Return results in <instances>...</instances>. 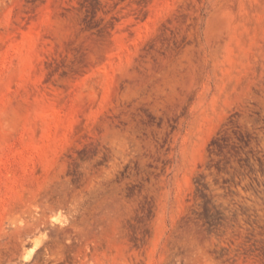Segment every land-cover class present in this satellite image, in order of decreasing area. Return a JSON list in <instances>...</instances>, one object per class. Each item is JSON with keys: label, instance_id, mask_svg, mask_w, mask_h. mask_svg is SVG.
<instances>
[{"label": "rangeland", "instance_id": "374dc122", "mask_svg": "<svg viewBox=\"0 0 264 264\" xmlns=\"http://www.w3.org/2000/svg\"><path fill=\"white\" fill-rule=\"evenodd\" d=\"M0 264H264V0H0Z\"/></svg>", "mask_w": 264, "mask_h": 264}, {"label": "bare ground", "instance_id": "6f19581e", "mask_svg": "<svg viewBox=\"0 0 264 264\" xmlns=\"http://www.w3.org/2000/svg\"><path fill=\"white\" fill-rule=\"evenodd\" d=\"M26 258H27V256H26ZM29 260V259H28Z\"/></svg>", "mask_w": 264, "mask_h": 264}]
</instances>
